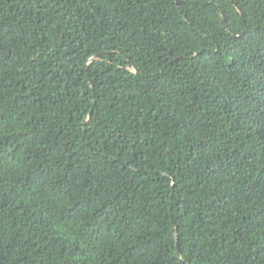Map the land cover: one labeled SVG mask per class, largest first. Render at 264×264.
<instances>
[{"label":"trees","instance_id":"obj_1","mask_svg":"<svg viewBox=\"0 0 264 264\" xmlns=\"http://www.w3.org/2000/svg\"><path fill=\"white\" fill-rule=\"evenodd\" d=\"M0 264H264V0H0Z\"/></svg>","mask_w":264,"mask_h":264},{"label":"water","instance_id":"obj_2","mask_svg":"<svg viewBox=\"0 0 264 264\" xmlns=\"http://www.w3.org/2000/svg\"><path fill=\"white\" fill-rule=\"evenodd\" d=\"M177 256L180 257V253H179L178 247H177Z\"/></svg>","mask_w":264,"mask_h":264}]
</instances>
